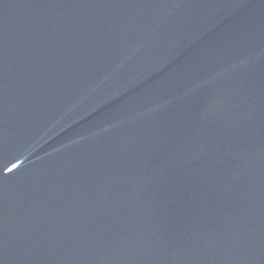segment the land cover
Segmentation results:
<instances>
[{"label": "water", "instance_id": "95a60500", "mask_svg": "<svg viewBox=\"0 0 264 264\" xmlns=\"http://www.w3.org/2000/svg\"><path fill=\"white\" fill-rule=\"evenodd\" d=\"M0 264H264V0H0Z\"/></svg>", "mask_w": 264, "mask_h": 264}]
</instances>
